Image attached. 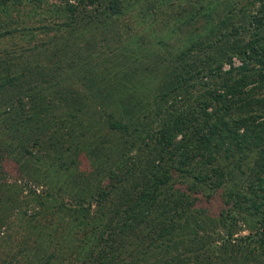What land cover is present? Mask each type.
I'll return each instance as SVG.
<instances>
[{
    "label": "rangeland",
    "instance_id": "obj_1",
    "mask_svg": "<svg viewBox=\"0 0 264 264\" xmlns=\"http://www.w3.org/2000/svg\"><path fill=\"white\" fill-rule=\"evenodd\" d=\"M109 2L0 0V264H264V207L246 209L256 166L237 144L212 164L189 147L264 98V58L237 71L264 45V0ZM241 75L244 94L218 102Z\"/></svg>",
    "mask_w": 264,
    "mask_h": 264
},
{
    "label": "trees",
    "instance_id": "obj_2",
    "mask_svg": "<svg viewBox=\"0 0 264 264\" xmlns=\"http://www.w3.org/2000/svg\"><path fill=\"white\" fill-rule=\"evenodd\" d=\"M80 1L81 4H84L86 2L90 5H93L94 3L100 4L102 0H80ZM108 1H110L109 9L111 13H117L119 10H121L119 0H108ZM67 10H70L71 12H75L76 7L75 5H69L67 7ZM257 13L260 16H258L257 20L255 21L254 27L259 28L260 30L264 27L263 8L258 10ZM237 35H238V31L234 30L232 36L236 37ZM222 36L226 37L228 35L222 33ZM233 40H237V39H233ZM257 43L259 45H256ZM257 46L261 47V51L257 49ZM229 49H237L236 42L234 43V46ZM246 52L248 53V57H243L241 61L242 67L237 70L239 71V73H243L247 71L245 69L246 68L245 65H243L247 62V58H251L252 60H256L260 63L262 62L264 58V45L262 44L261 37L259 38V40H254L252 43H248L247 45H245L244 49L242 50V53L245 54ZM184 63H188V62L182 61L180 63H176L177 65H179L174 73L176 79H179L180 75H185L184 72L179 71L185 69ZM231 66L232 65L230 64V67ZM219 70L220 67H217L215 69L216 72H219ZM210 74H212V71H210ZM232 74L233 71H231V69L228 72L224 73V75H226L227 77H231ZM214 76L215 75H212V77ZM255 77L256 78L253 77V79H255V82L260 84L261 88H264V64L262 65V69L260 70V72L256 73ZM191 78L192 77H190L189 79ZM229 79L230 78L226 79V81H224L220 87L223 88L222 90L224 91L220 89L223 93L222 95L219 93L220 95H218L217 98L218 102L224 103L229 98L233 99L237 97V95L244 94L242 93V88L244 86L242 83H245L247 79L243 77V75H241L240 78H238L237 80L231 81V83H229ZM245 91H247V89ZM249 98L251 99V97H248L247 99ZM237 100L241 101L240 98ZM231 104H229V106H231ZM253 104L255 107L249 109L247 113L243 114V111L240 110L239 113L242 114L241 116L239 115L238 119L229 117L228 120L224 121L219 116L217 119V123L214 124L211 129H209L207 135L202 140H200V143L197 144L196 146L190 145L189 147L191 149H195L197 154L201 156V158H204L209 164H212V162L215 161L217 155L219 156L222 153H228V152L231 153L232 149L230 148L231 147L230 145L237 144V146L233 148L236 149L233 156L236 155V152H239L238 154L239 156H244L243 161H251V163L255 165L257 170L259 171V173L256 174L254 184H251V188H250L254 194V201L252 202L251 207L246 208L250 210V208L254 209L255 207L254 209L255 212L259 214L260 213L259 208L264 207V202L262 203L258 202V199L260 200L261 198H264V176H260V171H264V157H262V154H264V98L261 100L259 99L255 100L251 104V106ZM229 106H226L225 108H228ZM171 130L163 128V130L158 131V135H159L158 142L160 144L162 142V139L168 136ZM238 140H241L242 142L239 144ZM164 144L169 146L170 140L164 141ZM254 147L256 149L258 148V150H256ZM183 170L184 169H182V172ZM216 173L218 177L222 179L223 174L220 171H216ZM151 175L156 177V179L152 181V184H156L160 186L162 185L163 182H165L167 178V176H162L161 174L158 175V173H156L155 171H153ZM159 187L149 191H143V192L141 191L140 195L138 196L135 207L144 206V205H147L148 207L153 206L158 198ZM259 193L261 194L259 195ZM0 198H2V195L0 196ZM6 204L9 203L7 202ZM131 205L132 204H130V206ZM233 207L239 208L237 207V203H234ZM241 209L245 210L244 208ZM242 214L243 212L241 211L239 217L240 219H243ZM248 222L252 223L250 221ZM257 225H259L258 226L259 228L256 230V234L260 236L259 237L260 241L264 243V219L262 220V224H257ZM234 226H237V224H226V227L230 232L234 228ZM252 238L253 237L248 236L245 237L243 240H240L241 244L239 246L229 245V246H223L222 248L226 251L227 256L234 257L233 255H235L239 251L240 247L244 245L246 241L248 240L251 241ZM203 246H206V250L212 247L210 244H205ZM185 250L188 251L187 248H185ZM97 264H108V263L105 260H101ZM240 264H246V263L242 262Z\"/></svg>",
    "mask_w": 264,
    "mask_h": 264
}]
</instances>
